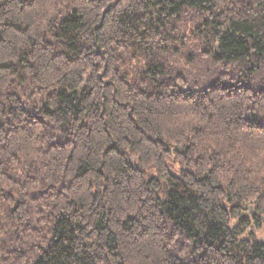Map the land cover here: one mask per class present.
<instances>
[{"label": "trees", "instance_id": "16d2710c", "mask_svg": "<svg viewBox=\"0 0 264 264\" xmlns=\"http://www.w3.org/2000/svg\"><path fill=\"white\" fill-rule=\"evenodd\" d=\"M263 219L264 0H0V264H264Z\"/></svg>", "mask_w": 264, "mask_h": 264}, {"label": "rangeland", "instance_id": "374dc122", "mask_svg": "<svg viewBox=\"0 0 264 264\" xmlns=\"http://www.w3.org/2000/svg\"><path fill=\"white\" fill-rule=\"evenodd\" d=\"M195 19H196V17H195ZM194 23H196V22H194ZM188 25L190 26V24H188ZM193 25H195V24H193ZM180 33L182 34V36L189 37L188 40L184 41V47L180 48V52H182V53H194V52H196L197 48H196V46H194V42H195L194 36H192L188 30L186 32H184V29H181ZM253 235L257 240L262 241L264 243V223L261 224V227L259 229L254 230Z\"/></svg>", "mask_w": 264, "mask_h": 264}, {"label": "water", "instance_id": "95a60500", "mask_svg": "<svg viewBox=\"0 0 264 264\" xmlns=\"http://www.w3.org/2000/svg\"><path fill=\"white\" fill-rule=\"evenodd\" d=\"M263 221H264V219H263Z\"/></svg>", "mask_w": 264, "mask_h": 264}]
</instances>
